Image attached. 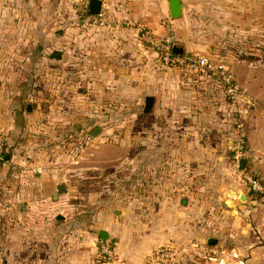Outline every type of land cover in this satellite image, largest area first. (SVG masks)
<instances>
[{
    "label": "crops",
    "instance_id": "obj_1",
    "mask_svg": "<svg viewBox=\"0 0 264 264\" xmlns=\"http://www.w3.org/2000/svg\"><path fill=\"white\" fill-rule=\"evenodd\" d=\"M89 1L0 0V52L7 32H25L28 37L40 38L45 44L42 61L47 58L41 64L42 69L48 70V80L53 74L51 70H60L62 100L85 102L95 114L89 117L90 121L82 117L79 125L72 127L67 126L64 109L58 115L60 123L51 126L48 122L40 127V132L49 137L66 133L70 127L75 129V134L89 130L98 117L100 89L104 86L110 92L105 98L107 106L113 103L118 87L129 94L131 87L141 86L146 96H151L152 105L140 116L143 124L138 143V177L125 173L117 178L110 176L115 188L112 201L100 202L97 198L93 202L92 198L99 196L95 189L90 191V203H86V193L78 188L84 177L63 168L54 167L58 172L47 169L39 159L40 154H31V143L22 144L20 134L32 127L27 122L39 108L24 106V114L14 115V122L7 117V109L0 108V132L5 135V148L9 151L0 161V264H150L151 253L158 248L172 249L181 263L193 264L192 259H198V264H202L212 250L208 239H214L216 232L226 237L229 230H234V264H264V195H253L249 189H226L225 202L235 210L234 223L229 229L226 225L215 230L199 215L206 207L194 202L195 198L207 199L216 194L214 186L203 188L199 183L203 177L199 175L209 157L218 161V171L222 167L225 171L227 158L221 161V151L233 146L231 113L216 106L215 97L199 88L210 79L187 80L163 70L157 54L139 39L141 29L148 30L153 38L172 34L174 46L182 54L206 56L211 61L212 50L193 45L192 39L215 37L222 30L220 24L224 27L248 18L261 21L264 0H176L180 4L176 19L170 16L173 0H102L101 8L108 9L113 23L107 27H83V18L90 14L82 15L80 7L87 5L88 10ZM51 22L58 28L54 31L57 39L49 28ZM256 28L252 27L251 32ZM25 46L19 51L24 56L22 61L11 66L37 68L34 59L28 57L29 50H34ZM224 63L232 62L224 60ZM72 67L75 80L67 77ZM241 69L240 65L233 66V77ZM236 78L238 75L234 79L243 98L251 97L248 90L258 81L251 76L238 83ZM71 80L75 92L67 93ZM240 99L235 104L242 108ZM256 100L264 104V100L257 98L254 107ZM250 108L245 114L239 113L247 118L246 167L261 169L264 127L257 123ZM49 111L43 114L51 121L54 118ZM107 112L113 115L114 109ZM232 117L237 119L236 113ZM23 118L25 127H22ZM83 121H86L84 125ZM216 154L219 158L214 159ZM242 172L246 174L245 169ZM57 184H63L65 190L53 199ZM236 198L239 203L233 201ZM71 199L82 202L71 205L68 201ZM100 232L105 233V242L100 241ZM99 243L112 246L116 255L113 262L102 263L98 259ZM201 257L204 258L200 261Z\"/></svg>",
    "mask_w": 264,
    "mask_h": 264
},
{
    "label": "rangeland",
    "instance_id": "obj_2",
    "mask_svg": "<svg viewBox=\"0 0 264 264\" xmlns=\"http://www.w3.org/2000/svg\"><path fill=\"white\" fill-rule=\"evenodd\" d=\"M248 17H250V13H248ZM49 24V28L55 35L54 39H57V32L54 31H57L58 28L54 27L55 24L52 22ZM188 24L189 22L187 25ZM190 24L195 25V23ZM219 26L222 30L218 31L215 37L208 38L202 36V38L192 39V44L211 49L212 52L209 53L212 59L210 61L211 65L215 67L218 63H222L226 68L227 75L235 84L234 77L237 75L238 78H236V81H238V83H242L252 76L258 81V84L252 87L250 91L248 90V93L250 92L252 95H250L251 97L246 95L242 98V102H239V106L242 108H239L237 104L226 95L223 87H220L215 79L213 80V78L205 76L210 80H207L203 86L199 85L200 89H205L204 93L215 97L214 99H216V102L214 103L216 106L226 109L228 113H231V141L233 142V146H231V148L228 147L226 151H221V161L223 157L227 158L225 159V171H223V167L218 171V161L209 157L207 164L203 167L202 174L199 175L203 177V179L199 181L203 188L209 189L210 186H214L216 194L207 199H194L196 204H202L206 207L205 209L207 210L199 215L201 219L212 225L215 230H218V227L223 229L226 225L229 229L234 223L235 210L230 206V203L228 204L225 202L223 195L225 190L232 188L234 190H238L239 188L241 190H248V185L242 177L243 172H239L237 169L238 161L240 159H245L247 131V118L240 116L239 113L245 114V110L247 111L248 107L252 108V106L247 104L246 97L249 99L253 98V100L257 98L258 100H264V18L258 22L248 18V20L240 23H227L224 27H222L221 24ZM252 27H257L254 33L251 32ZM17 28L18 27L15 25L14 29ZM226 28L228 30H226ZM23 29L26 31V28ZM7 33L8 35L2 39L1 45L3 46V51L0 52V108L7 109L6 115L10 120L13 119V122V116H16L18 112L21 116L24 114V106L34 105L39 108L36 113L32 115L30 121L27 122L28 125L32 127L30 129L27 128V133L20 134L22 144L25 145V143L29 141L31 143L29 147L32 152L31 154H40L39 159L43 161L42 163H44L47 169L58 172V169L56 170L53 168H63L72 175L84 177V180L79 183V185H76H78L79 190L81 189L86 193V203H90V191L95 189H98L99 196L93 197V202H95L97 198L100 202L103 200H106V203L108 201L111 202L112 199L110 198L115 191L113 182H110L111 178L124 173L138 177L140 171L138 162V143L142 138L140 135V126L143 124L140 116L141 112L145 109L144 98L151 96H146L141 86L131 87L133 90H131L129 94H124L125 92L120 86L115 89L116 95L113 98V103H108L110 106H107L105 98L107 96L109 97L110 92L107 91L104 86L100 89L98 117L95 118V124L93 123V125H90L89 123V130H85L78 135L74 133L75 129L70 127L66 133H54L49 137L47 136L48 134H43V131H41L42 133L40 132V127L48 122H51V126L60 123L58 115L63 112L62 110L66 109L67 126L72 127L78 126L82 117L90 121L89 117L91 115L95 117V114L90 112V106L85 102L73 101V99L62 100L64 88L60 86L59 82L60 75L58 73H61L60 70L56 68L51 70L53 74L48 80V70L42 69L41 64L44 63L47 58L45 56L46 59L42 61L43 55L41 52L44 50L45 44L42 43L40 38L36 40V38L28 37L27 34H24L25 32L21 34ZM234 33L236 37H234ZM256 33L259 34L257 35ZM168 36H171L173 41L175 40L172 34L162 38L155 37V39L161 42ZM141 42L148 44L149 48L157 54V60L162 65L163 70L173 72L172 74L174 76H179L181 78L185 77L187 80L197 81L199 78H205L204 76L201 77L199 74L187 73L184 68L162 63L157 49L149 44V42L147 43V41ZM23 46L31 47L34 50H29L28 57L34 59L33 61L38 65L37 68L25 69L16 66V64L15 66H11L13 62L20 63L19 61H22L24 58V56L19 53ZM25 57H27V55ZM69 57L73 58V55L71 56L70 54ZM220 59L223 61L219 62L218 60ZM224 60L231 61L232 63L225 65ZM38 62L41 63L39 64ZM7 63L10 64L7 65ZM235 65H240L242 69L240 72L237 71L238 74L233 77V66ZM172 69H178L179 71L177 70L176 73L172 71ZM67 77L75 80L74 67L68 70ZM74 80H71L72 82L68 84V86L71 85V87H67V93L75 92L76 87ZM16 95L17 97H22L19 102L14 101V98H17ZM256 102L257 104L255 107L253 106L254 108H252V110L255 112L254 116L258 121L257 123L264 127V106H262L264 104L260 105L257 100ZM257 105H259V107ZM15 106L17 108H14ZM112 109H114V114H108L110 112H107V110ZM47 110H50L49 112L52 113L54 118L51 121L47 120L43 114L44 111ZM234 113H236L237 119H235L236 117H232ZM25 118H23L22 127H25L27 124ZM84 123H86V121H83L82 124L84 125ZM236 124L241 125L239 130L236 129ZM94 126L95 129H101L102 133L98 134L95 139H92L90 135L92 131L95 130H93ZM0 135L5 145V135L2 132H0ZM43 138L45 140H43ZM239 141L242 142V146L238 150L235 145ZM49 145L51 147L50 149ZM41 150L44 153H42ZM217 158H219L218 154L214 155V159ZM30 159L37 162L39 160L36 158ZM245 172L247 175L256 177L261 187L262 184L264 185V167L260 169V166L254 168H249L247 166ZM110 176L112 177L110 178ZM136 185L137 183L135 184V188L137 189L138 185ZM248 191L250 192V190ZM218 193H222V195ZM114 195L122 196L120 193H115ZM234 200L236 203L240 201L238 198L233 199V201ZM68 201L71 202V205L79 204L78 201L82 202L80 199H71ZM226 210L229 212H225ZM233 231L234 230H229L226 237L217 232L213 234L214 239L217 240V244L208 252L206 255L207 257H201L200 261L204 258L202 264H234L235 238ZM192 261L193 264L199 263L198 259H192Z\"/></svg>",
    "mask_w": 264,
    "mask_h": 264
},
{
    "label": "built area",
    "instance_id": "obj_3",
    "mask_svg": "<svg viewBox=\"0 0 264 264\" xmlns=\"http://www.w3.org/2000/svg\"><path fill=\"white\" fill-rule=\"evenodd\" d=\"M81 11L87 10V5L80 7ZM113 23L111 16H109L108 9L102 7L100 13L97 15H87L82 20L83 27H107ZM132 26L131 23H124ZM134 26V25H133ZM139 39L147 41L158 51L159 58L162 63L179 68H184L187 73L199 74L201 77H210L218 82L220 87H223L224 92L228 95L234 103L237 102L243 94L240 92L239 87L227 75L226 68L223 64L212 66L210 59L206 56H199L194 54L177 55L173 51L174 41L171 36L166 37L163 41H156L148 30L141 29L139 32ZM149 39V40H148ZM206 78V77H205ZM202 79V78H201ZM248 105L253 106L254 100L246 97ZM241 128L240 124H236V129ZM4 140L0 135V160L4 152ZM236 148L239 150L242 142L236 143ZM238 154V153H237ZM243 180L248 185V189L253 193H260L262 187L256 177L242 173ZM97 257L102 263H109L115 260V252L112 246L99 243L97 249ZM150 264H181L179 256L170 248H158L151 253Z\"/></svg>",
    "mask_w": 264,
    "mask_h": 264
},
{
    "label": "water",
    "instance_id": "obj_4",
    "mask_svg": "<svg viewBox=\"0 0 264 264\" xmlns=\"http://www.w3.org/2000/svg\"><path fill=\"white\" fill-rule=\"evenodd\" d=\"M101 2H102V0H90L89 3H88V13L90 15H93V16L99 14L100 10H101V4H102ZM170 9H171V11H170L171 18L176 19L179 16V13H180V4L178 3V1H176V0L171 1ZM173 51L177 55H182V50L181 49L177 50V48L175 46L173 47ZM151 105H152V99L149 98V97L146 98L145 99V108H146V110L150 109ZM98 134H99V129H96L91 134V138H96ZM246 163L247 162H246L245 159H240L238 161V168L237 169H238L239 172L243 171L246 168ZM64 190H65V188H64L63 184H57L56 185V194L53 196V199H56L57 195L63 193ZM99 239L102 242L106 241V235H105L104 232H100ZM216 243H217V241L215 239H213V238H209L208 241H207V244L210 247L215 246ZM181 264H185V261H182Z\"/></svg>",
    "mask_w": 264,
    "mask_h": 264
},
{
    "label": "trees",
    "instance_id": "obj_5",
    "mask_svg": "<svg viewBox=\"0 0 264 264\" xmlns=\"http://www.w3.org/2000/svg\"><path fill=\"white\" fill-rule=\"evenodd\" d=\"M88 13V10L87 11H83L82 12V15H86ZM79 135V134H78ZM9 151H7L6 148H4V152H3V155H2V159L0 161H3L6 157V155H8ZM262 184V183H261ZM251 194L253 195H260V196H263L264 195V185L262 184V191L260 193H253V192H250Z\"/></svg>",
    "mask_w": 264,
    "mask_h": 264
}]
</instances>
